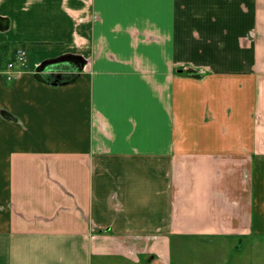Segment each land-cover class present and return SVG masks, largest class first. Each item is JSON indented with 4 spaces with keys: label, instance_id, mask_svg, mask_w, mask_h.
<instances>
[{
    "label": "crops",
    "instance_id": "crops-1",
    "mask_svg": "<svg viewBox=\"0 0 264 264\" xmlns=\"http://www.w3.org/2000/svg\"><path fill=\"white\" fill-rule=\"evenodd\" d=\"M3 45L26 63L0 65V264H171L190 238L254 264L264 0H0Z\"/></svg>",
    "mask_w": 264,
    "mask_h": 264
},
{
    "label": "rangeland",
    "instance_id": "rangeland-1",
    "mask_svg": "<svg viewBox=\"0 0 264 264\" xmlns=\"http://www.w3.org/2000/svg\"><path fill=\"white\" fill-rule=\"evenodd\" d=\"M10 79L9 77H7ZM1 117L8 116L0 112ZM12 117V116H10ZM236 241L222 238L174 240L172 242L171 264H233ZM247 244L240 252L248 254ZM254 264H264V244H253ZM252 253V252H251Z\"/></svg>",
    "mask_w": 264,
    "mask_h": 264
},
{
    "label": "water",
    "instance_id": "water-1",
    "mask_svg": "<svg viewBox=\"0 0 264 264\" xmlns=\"http://www.w3.org/2000/svg\"><path fill=\"white\" fill-rule=\"evenodd\" d=\"M59 64H70L72 65L73 67L76 68V70L79 72L83 65H84V62L81 58L79 57H76V56H71V55H65V56H61L59 58H56V59H52V60H47L43 63H41L37 68H36V71H35V75H34V78L39 81V82H43V79L41 77V73H43V71L45 69H47L48 67H51V66H54V65H59ZM49 76L51 78H54L58 81H54L51 85L55 86V85H58L57 83H59V85H65V84H68V83H71L75 80L76 77H74L72 80H69V81H65V82H60L61 80V75L60 73H56L55 71H50L49 72Z\"/></svg>",
    "mask_w": 264,
    "mask_h": 264
},
{
    "label": "trees",
    "instance_id": "trees-1",
    "mask_svg": "<svg viewBox=\"0 0 264 264\" xmlns=\"http://www.w3.org/2000/svg\"><path fill=\"white\" fill-rule=\"evenodd\" d=\"M17 49H10L8 46H1L0 48V65L1 67H6V65L14 60V54ZM66 68V67H65ZM72 80V77L61 79L60 82H65ZM47 83H53L54 81H50L48 78L45 80ZM59 85V83H57Z\"/></svg>",
    "mask_w": 264,
    "mask_h": 264
},
{
    "label": "built area",
    "instance_id": "built-area-1",
    "mask_svg": "<svg viewBox=\"0 0 264 264\" xmlns=\"http://www.w3.org/2000/svg\"><path fill=\"white\" fill-rule=\"evenodd\" d=\"M26 63V55L22 49H17L14 60L6 65V71L12 72L15 67H23Z\"/></svg>",
    "mask_w": 264,
    "mask_h": 264
}]
</instances>
